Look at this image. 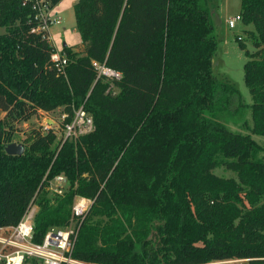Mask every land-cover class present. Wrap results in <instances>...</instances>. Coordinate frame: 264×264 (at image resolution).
<instances>
[{"label":"trees","instance_id":"trees-1","mask_svg":"<svg viewBox=\"0 0 264 264\" xmlns=\"http://www.w3.org/2000/svg\"><path fill=\"white\" fill-rule=\"evenodd\" d=\"M73 14L81 49L63 48V76L30 32V8L0 0V228L34 200L41 242L69 225L82 197L92 204L72 251L80 262L264 264V144L227 126L249 108L251 133L264 138V0H240L242 23L254 27L252 52L238 42L250 106L212 72L208 0H77ZM92 62L120 79L98 78ZM82 105L92 133L60 145L34 130L22 155L5 153L14 124L59 108L69 122ZM61 174L67 190L50 194L48 181Z\"/></svg>","mask_w":264,"mask_h":264},{"label":"built area","instance_id":"built-area-1","mask_svg":"<svg viewBox=\"0 0 264 264\" xmlns=\"http://www.w3.org/2000/svg\"><path fill=\"white\" fill-rule=\"evenodd\" d=\"M22 6H28L36 23L31 34H36L51 47L50 61L58 75L65 76L67 57L63 49H57L51 37L50 29L60 23V18L53 13L50 0H22ZM237 22H242L240 13L226 21L229 29H234ZM240 41L241 37H237ZM97 71V77L108 82L120 79V74L108 69L104 64L92 62ZM40 112V111H39ZM49 114L47 112H40ZM69 122L68 114L63 111L59 117V125L55 120L46 118L41 124V132H52L62 145L66 140L75 139L92 133L95 129L92 116L83 105L73 109ZM67 180L64 175H58L48 181L47 189L56 196H62L67 190ZM91 200L78 198L72 206L71 221L64 228L50 229L41 242L33 240V221L37 206L32 200L20 221L9 228H0V264H88L72 257L74 243L83 217L89 209ZM75 222V224H73Z\"/></svg>","mask_w":264,"mask_h":264},{"label":"rangeland","instance_id":"rangeland-1","mask_svg":"<svg viewBox=\"0 0 264 264\" xmlns=\"http://www.w3.org/2000/svg\"><path fill=\"white\" fill-rule=\"evenodd\" d=\"M75 2L76 0H61L54 7L53 13L60 18V23L52 26L50 29L51 37L55 41L57 49L61 50L67 47L72 53H76V49L77 51L81 49V40L76 32L73 14V4ZM208 9L214 26L213 35L217 41V50L212 60V72L219 81L228 82L233 85L239 91L243 103L250 106L252 104V99L244 83L243 72V66L247 58L245 56V51L239 48L238 42L244 44L246 49L252 52L254 49L249 33L254 31V27L252 25H244L242 22H237L234 29L228 28L226 21L240 13V0H208ZM1 33H3V30H1ZM237 37H241V40L239 41ZM62 113L63 108L49 112V114H42L38 111L28 121L14 124L11 127V143L23 144L32 131L41 129V124H43L46 118L55 120L57 125H59V117ZM227 126L233 132L244 135L249 134L257 143L260 145L264 144L263 137L251 133L252 117L249 108L246 110L245 117L241 119V122L238 124L230 122ZM59 134L60 131H57L58 137ZM215 174L220 177L233 176L231 172H226L223 168L216 169ZM49 192L52 194L51 191ZM78 198L82 197H75L73 203H75ZM91 204L88 206L90 207ZM73 224H75V222H73ZM218 264H248V261H230Z\"/></svg>","mask_w":264,"mask_h":264},{"label":"water","instance_id":"water-1","mask_svg":"<svg viewBox=\"0 0 264 264\" xmlns=\"http://www.w3.org/2000/svg\"><path fill=\"white\" fill-rule=\"evenodd\" d=\"M23 152H24V145L21 143L20 144L11 143L7 145L5 148V153L11 156H20L23 154Z\"/></svg>","mask_w":264,"mask_h":264},{"label":"crops","instance_id":"crops-1","mask_svg":"<svg viewBox=\"0 0 264 264\" xmlns=\"http://www.w3.org/2000/svg\"><path fill=\"white\" fill-rule=\"evenodd\" d=\"M76 2H77V0H76ZM76 2H75V3H76ZM75 3H74V4H75ZM74 4H73V6H74ZM76 32H77V31H76ZM62 49H63V48H62ZM75 51L78 52L77 49H76ZM40 112H41V111H40Z\"/></svg>","mask_w":264,"mask_h":264}]
</instances>
